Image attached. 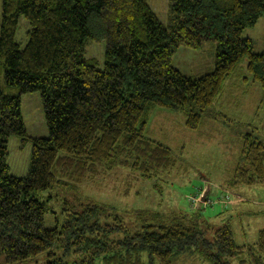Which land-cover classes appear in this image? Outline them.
<instances>
[{
	"label": "trees",
	"instance_id": "16d2710c",
	"mask_svg": "<svg viewBox=\"0 0 264 264\" xmlns=\"http://www.w3.org/2000/svg\"><path fill=\"white\" fill-rule=\"evenodd\" d=\"M169 7L164 26L145 0H0V264L49 251L61 238L78 260L56 264H172L175 252L199 244L210 264H264V229L253 245H236L228 223L201 231L194 213L148 210L131 229L80 194V183L117 167L152 178L174 165L171 148L145 134L154 107L181 110L185 126L198 128L243 57L264 88V49L253 51L241 36L264 14V0H169ZM19 16L31 26L22 47ZM87 40L104 42L101 69L85 56ZM205 42L216 43L211 71L193 77L172 65L178 47ZM33 91L46 137L28 135L22 120L21 94ZM11 135L32 143L25 176L8 172ZM262 183L264 141L248 133L228 185ZM49 189L61 195L59 226L44 225L51 195H39Z\"/></svg>",
	"mask_w": 264,
	"mask_h": 264
},
{
	"label": "rangeland",
	"instance_id": "374dc122",
	"mask_svg": "<svg viewBox=\"0 0 264 264\" xmlns=\"http://www.w3.org/2000/svg\"><path fill=\"white\" fill-rule=\"evenodd\" d=\"M151 11L164 25L171 24L169 0H145ZM31 26L19 16L15 40L24 46ZM242 37L252 41L253 51L264 49V14L249 27ZM215 42H205L198 48L180 46L171 63L181 73L199 76L213 69ZM85 56L93 58L98 69L103 67L104 42L87 40ZM243 57L232 75L224 80L222 90L211 105V115L202 119L196 129L185 126L181 110L154 107L149 113L145 134L171 148L174 165L155 177L144 178L124 167H117L79 184L81 196L104 205L111 215L120 218L123 226L133 229L139 224L140 210L157 211L163 216L194 213L192 222L199 230L228 223L236 245H253L257 232L264 229V183L228 185L245 136L250 133L264 141V88L252 80ZM3 68H0V82ZM21 115L28 135H48L40 95L37 91L21 94ZM32 143L21 142L11 135L7 142L8 172L25 176L28 172ZM48 200L50 209L44 215V225L51 227L64 221L61 195L57 189L44 190L39 198ZM227 194V195H226ZM63 195V193H62ZM224 195L228 196L224 200ZM207 197V199L205 198ZM112 216L106 221L111 222ZM201 243V242H200ZM199 244L173 254L172 264H210L203 259ZM72 244L64 238L56 241L49 251L15 264H56L74 262ZM144 260H149L144 256ZM2 258L0 256V262ZM153 264H160L153 260Z\"/></svg>",
	"mask_w": 264,
	"mask_h": 264
}]
</instances>
